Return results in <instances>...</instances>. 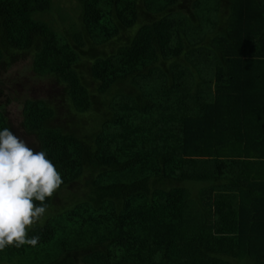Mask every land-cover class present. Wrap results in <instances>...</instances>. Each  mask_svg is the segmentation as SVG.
I'll return each mask as SVG.
<instances>
[{
  "label": "trees",
  "instance_id": "16d2710c",
  "mask_svg": "<svg viewBox=\"0 0 264 264\" xmlns=\"http://www.w3.org/2000/svg\"><path fill=\"white\" fill-rule=\"evenodd\" d=\"M73 1L67 35L47 18L54 0H0V60L32 54L74 120L23 102L24 130L63 181L47 210L63 188L81 196L29 227L36 246L0 259L264 264V0Z\"/></svg>",
  "mask_w": 264,
  "mask_h": 264
},
{
  "label": "rangeland",
  "instance_id": "374dc122",
  "mask_svg": "<svg viewBox=\"0 0 264 264\" xmlns=\"http://www.w3.org/2000/svg\"><path fill=\"white\" fill-rule=\"evenodd\" d=\"M54 1L52 12L47 16L48 20L51 23L53 22L52 24L59 30L65 31V34H71L76 30L75 26H78L75 2L73 0ZM61 17L63 18L61 19ZM122 36L125 37L126 32H123ZM119 41L120 39L113 41L105 45L103 49L109 52ZM32 62V54L28 52L26 54L13 55L9 61L7 59L0 60V110L7 118L11 131L25 141L28 147L37 151L38 141L32 134L26 132L22 126L23 102L26 99H42L53 106L57 111V120L53 122L55 125L58 124L63 127L67 124L72 125L74 120H72V117L70 120H65L62 117L63 113L66 112L63 109L68 107L65 102L63 86L53 76L36 74L32 69ZM89 68L90 61L87 54H85L79 62L78 69L82 80L92 89L93 80L90 76ZM93 114L89 113L86 117L92 119L94 117ZM90 125L86 129L91 127ZM77 195L78 197L80 196L75 185L60 190L55 195L51 207L37 223L44 221L47 215H52L54 212L57 213L64 207H68L72 203V199ZM0 264H11V261L3 257L0 259Z\"/></svg>",
  "mask_w": 264,
  "mask_h": 264
},
{
  "label": "clouds",
  "instance_id": "9594fccd",
  "mask_svg": "<svg viewBox=\"0 0 264 264\" xmlns=\"http://www.w3.org/2000/svg\"><path fill=\"white\" fill-rule=\"evenodd\" d=\"M62 183L46 151L28 147L7 127L0 130V250L37 245L40 237L29 238L27 231L41 220L48 208L46 198Z\"/></svg>",
  "mask_w": 264,
  "mask_h": 264
}]
</instances>
